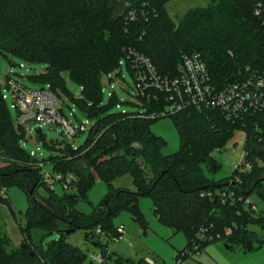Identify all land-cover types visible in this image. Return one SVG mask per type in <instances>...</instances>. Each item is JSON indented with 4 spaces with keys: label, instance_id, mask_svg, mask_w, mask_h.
I'll use <instances>...</instances> for the list:
<instances>
[{
    "label": "trees",
    "instance_id": "1",
    "mask_svg": "<svg viewBox=\"0 0 264 264\" xmlns=\"http://www.w3.org/2000/svg\"><path fill=\"white\" fill-rule=\"evenodd\" d=\"M123 1L127 6L116 13L113 0H0V67L2 58L9 64L14 58L44 64L43 71L31 77L40 86L49 85L57 97L72 95L67 87L71 79L81 89L74 102L89 121L79 146L38 139L56 151L39 159L22 146L25 129L13 121L3 97L9 74L0 78V205L11 208L7 187L12 184L20 185L30 200L19 246L11 245L0 225V264H95L67 240L62 225L83 228L103 256L102 264H158L111 255L103 241L117 235L113 220L124 209L147 229L141 196L151 199L160 223L186 236L177 258L192 256L187 252H200L215 241L228 247L243 244L247 251L264 247L259 231H264V210L244 202L254 195L264 201V113L233 121L218 108L193 105L156 116L164 110L165 95L139 94L129 57L130 49L144 54L166 76L177 73L184 55L198 53L218 87L241 78L247 68L264 72V26L254 12L260 0H210L207 6L189 8L178 21L167 12L169 0ZM128 6L135 9L133 20ZM123 64L134 78L141 110H112L119 105L114 92L103 102L104 76L119 68L120 74ZM165 116L172 117L181 141L178 150L167 155L162 152L167 140L151 130L152 123ZM236 131L246 134L244 148L252 169L222 179L207 175L204 167L210 174L220 167L213 152L222 151ZM40 162L51 163L54 174L72 176L62 195L47 185ZM79 162H87L89 169L85 172ZM94 173L104 180L107 192L97 204L90 202L92 212L84 215L73 203L87 199ZM124 175H130L134 189L115 186ZM233 176L238 180L229 183ZM227 185L234 195L222 201L221 190ZM40 186H46L47 196L37 197ZM72 188L76 194H67Z\"/></svg>",
    "mask_w": 264,
    "mask_h": 264
},
{
    "label": "rangeland",
    "instance_id": "2",
    "mask_svg": "<svg viewBox=\"0 0 264 264\" xmlns=\"http://www.w3.org/2000/svg\"><path fill=\"white\" fill-rule=\"evenodd\" d=\"M210 0H169L166 3L167 12L178 21L183 14L192 7L207 6ZM113 8L116 13L124 11L126 2L123 0H113ZM45 65L42 63H30L18 58H14L13 63L9 64L4 58L1 59L0 78L4 80L7 74L15 75L22 78L23 82L30 88H38L40 84L32 79L31 76L43 71ZM120 68L110 75L103 78V102L110 101V95L114 92L119 100V105H114L112 110H128L136 111L142 108L138 105L135 98L136 84L132 74L123 64ZM67 87L72 92V95L61 93L58 96L59 104L63 114L72 123L73 126L79 128L82 123H87L86 114L74 102V97L81 94V89L71 79L67 80ZM7 108L10 116L17 123V109L13 104L12 97L7 93L6 98ZM37 124L30 125L31 128ZM44 134L47 142L68 141L69 138L61 131V126L58 123H50L43 125ZM56 130V131H55ZM151 130L156 135L163 136L167 140V145L163 148V154H171L180 147V136L174 125L172 117H160L151 125ZM87 136V131H78L71 139V144L76 147L81 145ZM244 135L241 131H236L233 137L228 141L224 149L214 154L217 163L220 164L216 173L210 174L205 168L207 175L215 179L229 177L233 172V163L238 161L239 154L243 148ZM22 146L29 152H34L39 159H47L50 155L56 154V151L49 148L47 145H42V142L32 136L30 133L25 135L21 141ZM78 166L85 172L89 169L87 162H79ZM43 169L54 174L51 163L46 162ZM117 187H128L134 189L132 178L130 175H124L114 182ZM47 185L53 187L59 194L64 193V189L59 181L49 178ZM107 187L103 179L96 173L92 177V185L88 189L87 199H78L73 203V207L79 213L89 215L92 212L90 202L97 204L106 194ZM67 194L74 195L76 191L69 189ZM48 189L46 186H40L37 189L38 196H47ZM7 196L9 198L11 208L0 205V225L11 241L12 246H19L22 242L21 225L26 220V210L30 205L27 192L18 184H12L7 187ZM256 204V208L264 210V201L257 196H252ZM139 206L143 212L148 227L144 229L136 222L130 212L126 209L119 212L114 218V225L125 227V233L119 239L111 237H103L106 242L108 252L111 255L116 253L123 256L132 257L135 259L140 256L151 257L158 264H264V247L254 251H247L243 244H234L230 247L224 241H215L206 245L200 252L193 253L192 256L177 258V252L182 249L187 242L186 236L182 232H177L174 228L166 226L158 221L153 213V204L149 197L141 196L139 198ZM13 210L15 213H13ZM63 229H68L62 225ZM259 230V229H258ZM260 231L264 238V231ZM67 240L82 248L89 255L94 252H99L98 247L86 238V231L83 228L76 229L74 232L67 233ZM136 256V257H135ZM95 264H98L97 262ZM106 264H114L112 260H108Z\"/></svg>",
    "mask_w": 264,
    "mask_h": 264
},
{
    "label": "built area",
    "instance_id": "3",
    "mask_svg": "<svg viewBox=\"0 0 264 264\" xmlns=\"http://www.w3.org/2000/svg\"><path fill=\"white\" fill-rule=\"evenodd\" d=\"M128 7V17L133 20L136 17L135 9ZM254 12L264 26V0L258 1ZM129 57L135 70L139 94L150 96L153 91L162 92L165 95L164 110L156 116L174 114L180 109L193 105L199 109L207 106L218 108L227 119L233 121H244L250 116L264 113V72L247 68L248 72L241 78L218 87L212 80L206 63L198 53L184 55L177 73L166 76L158 73L151 59L144 54L130 49ZM7 93L12 97L18 112L17 124L25 129L26 134L30 133L36 137L33 132L34 127H30L33 123L42 128L43 125L58 123L63 134L71 141L78 131L88 129V120L87 123H82L79 128L72 125L61 112L58 97L49 85L30 88L23 82L22 78L9 74L4 81L3 97L5 99ZM241 132L244 135V143L238 161L233 163V172L249 171L253 166L247 157L248 152L244 148L246 134L244 131ZM36 139L38 140L37 137ZM216 152L218 150H215L213 154ZM31 154L35 155L34 152ZM256 160L260 161L257 157ZM39 167L42 168L41 174L46 180L53 178L59 181L64 189L69 187L72 176L64 177L60 173L50 174L43 169L44 164L42 162L39 163ZM234 180L237 181L238 177L233 176L229 183ZM229 186L227 185L221 190L222 201L226 200L227 194L234 195L233 189ZM207 196L211 197L212 192L208 191ZM244 202L250 205L252 209H256V204L251 197L246 198ZM96 232L100 233V228H97ZM116 232L117 235L114 238H121L125 233V227L123 225L117 226ZM200 236H203V231H200ZM191 254H193L192 251L187 252V255ZM89 259L98 264L104 262L100 252L90 254Z\"/></svg>",
    "mask_w": 264,
    "mask_h": 264
},
{
    "label": "water",
    "instance_id": "4",
    "mask_svg": "<svg viewBox=\"0 0 264 264\" xmlns=\"http://www.w3.org/2000/svg\"><path fill=\"white\" fill-rule=\"evenodd\" d=\"M56 131V130H55ZM33 132L35 134V136L41 140L42 142H45L46 141V137H45V134H44V130L41 126H35L33 128ZM65 230V229H64ZM76 230V228H72V229H66L65 232L66 233H71V232H74Z\"/></svg>",
    "mask_w": 264,
    "mask_h": 264
},
{
    "label": "crops",
    "instance_id": "5",
    "mask_svg": "<svg viewBox=\"0 0 264 264\" xmlns=\"http://www.w3.org/2000/svg\"><path fill=\"white\" fill-rule=\"evenodd\" d=\"M120 178H121V177H120ZM130 189H131V188H130ZM185 245H186V244H185ZM185 245H184V247H185ZM184 247H183V248H184ZM183 248H182V249H183ZM182 249H179V250H182ZM179 250H178V251H179ZM116 254H119V253H116ZM120 255H122V254H120ZM135 257H136V256H135ZM140 258H146L149 262L156 261V260H153L151 257L140 256ZM134 259H135V258H134Z\"/></svg>",
    "mask_w": 264,
    "mask_h": 264
}]
</instances>
